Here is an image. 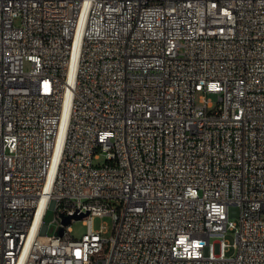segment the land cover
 Returning <instances> with one entry per match:
<instances>
[{"label": "built area", "instance_id": "built-area-1", "mask_svg": "<svg viewBox=\"0 0 264 264\" xmlns=\"http://www.w3.org/2000/svg\"><path fill=\"white\" fill-rule=\"evenodd\" d=\"M0 264H264V0H0Z\"/></svg>", "mask_w": 264, "mask_h": 264}, {"label": "rangeland", "instance_id": "rangeland-1", "mask_svg": "<svg viewBox=\"0 0 264 264\" xmlns=\"http://www.w3.org/2000/svg\"><path fill=\"white\" fill-rule=\"evenodd\" d=\"M209 96L211 97V99L215 103L218 102V100H219V94L218 93L211 92L209 94ZM95 162L101 163V164L104 163L105 162V156L102 154L101 157L95 159ZM54 215H55L54 210L52 208L49 209L47 212V215H46V222L47 223H49L50 221H52V222H51L50 227L47 231L48 234H53L55 232V229L57 226L56 221H53ZM101 222L105 223L107 225V231L104 232V234L106 236H110L112 234V228H113V216L109 213L97 216L96 220H95V227L98 228L101 225ZM71 224H72V228H73L72 233L76 237H81L83 235V233H85L87 231V224L85 223L83 218L73 219ZM227 237L230 241H234V235L232 232H230L227 235ZM231 252L232 251H230L229 253H231Z\"/></svg>", "mask_w": 264, "mask_h": 264}, {"label": "water", "instance_id": "water-1", "mask_svg": "<svg viewBox=\"0 0 264 264\" xmlns=\"http://www.w3.org/2000/svg\"><path fill=\"white\" fill-rule=\"evenodd\" d=\"M82 215H83V214H78V215H76L75 217H81ZM71 218H72L71 215H65V214H63V222L67 223V222H69V221L71 220ZM62 232H63V227L61 226V227L58 229L57 233L61 234Z\"/></svg>", "mask_w": 264, "mask_h": 264}, {"label": "bare ground", "instance_id": "bare-ground-1", "mask_svg": "<svg viewBox=\"0 0 264 264\" xmlns=\"http://www.w3.org/2000/svg\"><path fill=\"white\" fill-rule=\"evenodd\" d=\"M104 214H107V213H101L100 215H104ZM109 214H111L113 216L112 213H109ZM102 225H106V224L105 223H102Z\"/></svg>", "mask_w": 264, "mask_h": 264}]
</instances>
